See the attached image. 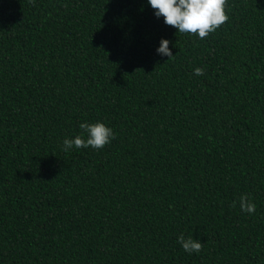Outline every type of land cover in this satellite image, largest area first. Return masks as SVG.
<instances>
[{
  "label": "trees",
  "instance_id": "16d2710c",
  "mask_svg": "<svg viewBox=\"0 0 264 264\" xmlns=\"http://www.w3.org/2000/svg\"><path fill=\"white\" fill-rule=\"evenodd\" d=\"M226 12L201 40L147 0H0V264H264V0Z\"/></svg>",
  "mask_w": 264,
  "mask_h": 264
},
{
  "label": "clouds",
  "instance_id": "9594fccd",
  "mask_svg": "<svg viewBox=\"0 0 264 264\" xmlns=\"http://www.w3.org/2000/svg\"><path fill=\"white\" fill-rule=\"evenodd\" d=\"M147 3L154 10L156 18H164L163 22L166 26L175 28L179 34L194 35L201 40L207 39L229 19L226 12L227 0H147ZM156 52L169 59L175 57L166 39L160 41ZM193 74L201 76L204 74V69L196 68ZM79 127L81 134L63 140V151L89 147L99 151L115 138L113 130L102 122L81 123ZM231 206L235 208L236 202L234 201ZM239 208L241 212L251 215L255 212L256 206L245 194L239 197ZM177 243L188 254L199 253L204 246L199 240H194L191 236L185 238L183 234L177 237Z\"/></svg>",
  "mask_w": 264,
  "mask_h": 264
}]
</instances>
